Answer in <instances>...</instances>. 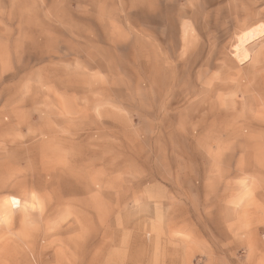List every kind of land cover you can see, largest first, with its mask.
<instances>
[{
  "label": "rangeland",
  "instance_id": "rangeland-1",
  "mask_svg": "<svg viewBox=\"0 0 264 264\" xmlns=\"http://www.w3.org/2000/svg\"><path fill=\"white\" fill-rule=\"evenodd\" d=\"M0 264H264V0H0Z\"/></svg>",
  "mask_w": 264,
  "mask_h": 264
},
{
  "label": "bare ground",
  "instance_id": "bare-ground-1",
  "mask_svg": "<svg viewBox=\"0 0 264 264\" xmlns=\"http://www.w3.org/2000/svg\"><path fill=\"white\" fill-rule=\"evenodd\" d=\"M236 18H237V17H236ZM240 27H241V26H240ZM237 30H238V29H237ZM251 32H252V31H251ZM249 33H250V32H248V34H249ZM255 33H256V32H255ZM250 34H251V33H250ZM250 34H249V35H250ZM256 34H257V33H256ZM249 35H245V36L247 37V36H249ZM251 35H252V34H251ZM251 38H253V37H251ZM227 72H228V71H227ZM224 74H225V73H224ZM233 75H234V74H233ZM219 77H220V76H219ZM239 79H240V78H239ZM251 80H252V79H251ZM239 82H240V81H239ZM255 82H256V81H255ZM243 88H244V87H243ZM254 90H255V89H254ZM241 91H242V90H241Z\"/></svg>",
  "mask_w": 264,
  "mask_h": 264
},
{
  "label": "crops",
  "instance_id": "crops-1",
  "mask_svg": "<svg viewBox=\"0 0 264 264\" xmlns=\"http://www.w3.org/2000/svg\"><path fill=\"white\" fill-rule=\"evenodd\" d=\"M244 33V32H243Z\"/></svg>",
  "mask_w": 264,
  "mask_h": 264
}]
</instances>
